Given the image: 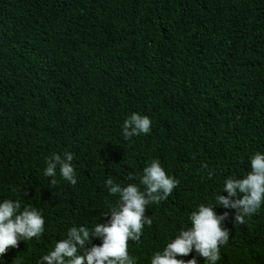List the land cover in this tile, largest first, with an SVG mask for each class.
Returning a JSON list of instances; mask_svg holds the SVG:
<instances>
[{
  "label": "trees",
  "instance_id": "16d2710c",
  "mask_svg": "<svg viewBox=\"0 0 264 264\" xmlns=\"http://www.w3.org/2000/svg\"><path fill=\"white\" fill-rule=\"evenodd\" d=\"M132 113L150 117L151 131L125 140ZM66 152L77 183L57 168L50 186L46 158ZM255 152L264 154V0H0V202L31 204L45 221L0 264H39L68 228L104 223L119 199L105 180L139 184L153 159L180 183L146 209L151 227L129 242L136 264L190 227L199 204L229 213L217 264H264V204L244 224L215 204Z\"/></svg>",
  "mask_w": 264,
  "mask_h": 264
},
{
  "label": "clouds",
  "instance_id": "9594fccd",
  "mask_svg": "<svg viewBox=\"0 0 264 264\" xmlns=\"http://www.w3.org/2000/svg\"><path fill=\"white\" fill-rule=\"evenodd\" d=\"M151 126L150 117L132 113L123 122V137L129 140L147 135ZM73 158L71 152L64 153L63 157L53 153L46 158L44 175L53 178L50 186L57 183L54 179L57 168L63 179L73 186L77 183ZM201 169L207 172L209 179L214 175L207 164H202ZM250 169L243 178L228 176L223 184L227 196L217 194L215 197L216 205L235 210L234 223L244 224L245 217L257 213L264 204V154L255 152L250 157ZM135 179L134 175L128 176L129 181ZM179 183L166 173L158 159L143 168L139 184L122 186L109 177L105 187L110 195L119 199L109 212L101 214L105 222L96 223L91 230L84 226L68 228L66 238L56 242L39 264H136V258L128 251L129 242L139 243L145 225L151 227L153 219L145 215L146 209L167 200ZM215 207L199 204L197 210L190 213L191 226L179 229L162 250L155 251L150 264H199L197 257L203 258L205 264H217L221 258L220 248L229 241L230 230L224 226L229 213L217 214ZM44 224L41 212L31 204L22 206L18 200L4 199L0 202V257L6 255L9 248H18L21 240L39 239L44 233ZM93 237L101 242L89 247ZM193 252L191 259L182 258Z\"/></svg>",
  "mask_w": 264,
  "mask_h": 264
}]
</instances>
